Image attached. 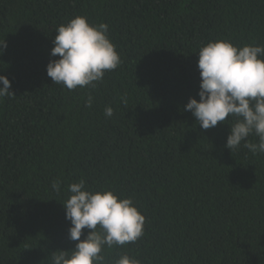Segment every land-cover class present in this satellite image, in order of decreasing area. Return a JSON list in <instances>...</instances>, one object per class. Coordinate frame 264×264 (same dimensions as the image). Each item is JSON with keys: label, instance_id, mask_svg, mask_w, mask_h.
I'll return each mask as SVG.
<instances>
[{"label": "trees", "instance_id": "16d2710c", "mask_svg": "<svg viewBox=\"0 0 264 264\" xmlns=\"http://www.w3.org/2000/svg\"><path fill=\"white\" fill-rule=\"evenodd\" d=\"M78 15L109 25L121 64L95 89L70 91L47 65L58 26ZM220 39L264 45V0H0V75L15 94L0 100V264H50L75 248L63 203L81 178L146 217L135 243L105 247L106 264L125 253L264 264V154L225 147L231 118L204 130L184 111L199 100L198 52Z\"/></svg>", "mask_w": 264, "mask_h": 264}, {"label": "clouds", "instance_id": "9594fccd", "mask_svg": "<svg viewBox=\"0 0 264 264\" xmlns=\"http://www.w3.org/2000/svg\"><path fill=\"white\" fill-rule=\"evenodd\" d=\"M107 23L92 24L86 16H76L58 26L53 59L47 65V75L54 84L68 90L77 87L95 89L106 72L121 64L120 53L109 37ZM0 42V54L6 48ZM200 72L199 100L190 98L184 111H190L199 126L208 130L229 120L230 134L225 147L231 152L241 146L253 154H264V45L256 43L234 45L228 39L207 43L198 52ZM11 80L0 75V100L15 96ZM126 105L127 98L121 97ZM89 93L86 104L92 107ZM114 110L106 106L104 115L111 118ZM255 135L258 143L248 140ZM86 180L71 183L63 203L66 219L71 222L69 239L76 241L71 250H57L50 255V264H106L102 255L111 249L135 243L144 234L146 217L131 197L121 198L113 190H90ZM52 189L59 193L61 182L53 180ZM88 233L84 239V230ZM113 264H142L125 253Z\"/></svg>", "mask_w": 264, "mask_h": 264}]
</instances>
